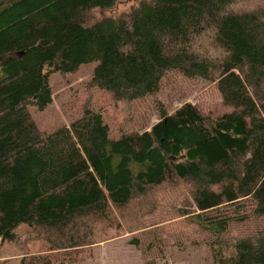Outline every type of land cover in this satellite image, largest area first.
Returning <instances> with one entry per match:
<instances>
[{
    "label": "trees",
    "instance_id": "obj_1",
    "mask_svg": "<svg viewBox=\"0 0 264 264\" xmlns=\"http://www.w3.org/2000/svg\"><path fill=\"white\" fill-rule=\"evenodd\" d=\"M116 1L0 0V247L83 264L130 232L154 264L175 218L208 264H264V0L87 17ZM88 61L77 117L40 129L29 106L52 101L51 73ZM191 85L201 104L174 106Z\"/></svg>",
    "mask_w": 264,
    "mask_h": 264
},
{
    "label": "rangeland",
    "instance_id": "obj_2",
    "mask_svg": "<svg viewBox=\"0 0 264 264\" xmlns=\"http://www.w3.org/2000/svg\"><path fill=\"white\" fill-rule=\"evenodd\" d=\"M149 0H118L107 9L91 10L87 17H104L116 16L123 12L134 9L145 4ZM96 62L81 64L76 72L62 74L57 71L51 73L49 77L52 89V101L44 110H38L30 105V111L34 120L40 129L51 132L61 125L68 123L77 117V106L86 102L85 96L86 85L90 80L92 70ZM192 86V85H191ZM188 87V86H187ZM186 87V88H187ZM189 93L179 94L185 96L181 99H173L174 106L184 101H192L201 104L203 100L202 93L207 91L204 85L191 87ZM80 98V100H78ZM71 106H74L71 107ZM158 117V116H157ZM156 115L150 117L151 121L156 120ZM167 224L172 225L170 228V243L165 248L163 256L155 259L154 264H208L211 261V252L206 245L192 243L194 232L185 230L184 226L177 225L178 219L168 220ZM176 223V224H175ZM243 227H235L234 231H243ZM27 228L26 224L21 223L15 231L20 233ZM202 236V235H201ZM132 233L107 238L93 244V254L90 261L94 264H142L143 259L140 250L130 243ZM100 240V239H98ZM95 248V249H94ZM22 251L15 245L4 242L0 247V264H20ZM89 262V261H88ZM89 264V263H86ZM92 264V263H91Z\"/></svg>",
    "mask_w": 264,
    "mask_h": 264
},
{
    "label": "crops",
    "instance_id": "obj_3",
    "mask_svg": "<svg viewBox=\"0 0 264 264\" xmlns=\"http://www.w3.org/2000/svg\"><path fill=\"white\" fill-rule=\"evenodd\" d=\"M95 249V248H94ZM91 259H87L86 261L83 262V264L89 263V264H94L93 262L90 261ZM89 261V262H88Z\"/></svg>",
    "mask_w": 264,
    "mask_h": 264
}]
</instances>
